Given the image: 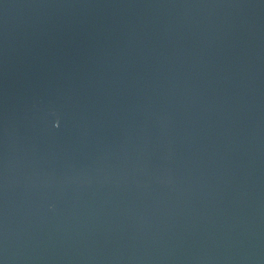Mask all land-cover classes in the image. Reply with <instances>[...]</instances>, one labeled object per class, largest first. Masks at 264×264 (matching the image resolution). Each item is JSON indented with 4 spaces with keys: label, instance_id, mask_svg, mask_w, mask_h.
Listing matches in <instances>:
<instances>
[{
    "label": "water",
    "instance_id": "obj_1",
    "mask_svg": "<svg viewBox=\"0 0 264 264\" xmlns=\"http://www.w3.org/2000/svg\"><path fill=\"white\" fill-rule=\"evenodd\" d=\"M0 264H264V0H0Z\"/></svg>",
    "mask_w": 264,
    "mask_h": 264
}]
</instances>
